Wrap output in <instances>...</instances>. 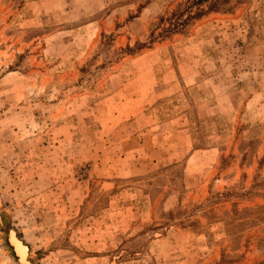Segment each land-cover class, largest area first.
<instances>
[{
    "label": "rangeland",
    "instance_id": "rangeland-1",
    "mask_svg": "<svg viewBox=\"0 0 264 264\" xmlns=\"http://www.w3.org/2000/svg\"><path fill=\"white\" fill-rule=\"evenodd\" d=\"M186 1L0 0V264H264V0Z\"/></svg>",
    "mask_w": 264,
    "mask_h": 264
},
{
    "label": "trees",
    "instance_id": "trees-1",
    "mask_svg": "<svg viewBox=\"0 0 264 264\" xmlns=\"http://www.w3.org/2000/svg\"><path fill=\"white\" fill-rule=\"evenodd\" d=\"M220 1V0H219ZM218 0H187L183 5H179L168 18H160L158 26L167 24V27H162L158 37L166 36L170 33H180L185 25L192 20L199 18L203 12L202 6H206L207 11H212L216 8ZM194 10V12H192ZM184 17V18H183ZM157 26V25H156ZM159 28V27H157Z\"/></svg>",
    "mask_w": 264,
    "mask_h": 264
},
{
    "label": "bare ground",
    "instance_id": "bare-ground-1",
    "mask_svg": "<svg viewBox=\"0 0 264 264\" xmlns=\"http://www.w3.org/2000/svg\"><path fill=\"white\" fill-rule=\"evenodd\" d=\"M10 237V245L11 248L14 252L15 257L17 258V262L19 264H29L28 263V248L21 242L19 241V238L15 237L13 233L9 234Z\"/></svg>",
    "mask_w": 264,
    "mask_h": 264
},
{
    "label": "water",
    "instance_id": "water-1",
    "mask_svg": "<svg viewBox=\"0 0 264 264\" xmlns=\"http://www.w3.org/2000/svg\"><path fill=\"white\" fill-rule=\"evenodd\" d=\"M11 231V230H10ZM10 231H8V233H10ZM8 235V234H7ZM7 244H8V242H7ZM8 246H9V244H8ZM9 248H10V250H11V252H12V249H11V247L9 246ZM13 254V253H12ZM14 256V258H15V260L17 259L16 257H15V255H13Z\"/></svg>",
    "mask_w": 264,
    "mask_h": 264
}]
</instances>
